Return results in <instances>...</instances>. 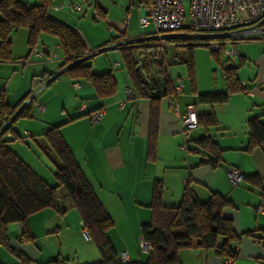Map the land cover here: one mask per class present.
Returning a JSON list of instances; mask_svg holds the SVG:
<instances>
[{
	"label": "crops",
	"instance_id": "1",
	"mask_svg": "<svg viewBox=\"0 0 264 264\" xmlns=\"http://www.w3.org/2000/svg\"><path fill=\"white\" fill-rule=\"evenodd\" d=\"M18 1L28 7L39 4V0ZM64 1L68 0H51L50 5H57L58 2L63 4ZM84 1L89 7L93 6V19L102 14L106 15L108 10L100 7L98 0ZM123 5H125L126 14L133 8V14L136 17L142 12L133 0L123 1ZM49 12L57 21L74 28L83 39L87 50L96 53L93 57L111 53L120 62L118 51L113 48V45L101 48L107 41L89 43L84 40L79 32L80 25L84 28L82 20L78 22L77 28L74 18L69 13ZM128 19L127 24L125 22L122 25L111 20L116 27L108 29V34L112 35L109 39L120 34H124V39L129 40L146 36L143 31L134 33V26L130 23L131 17ZM22 30L19 43L23 45V48L18 50L15 45V36L20 32L18 30L10 36L11 61L0 60V91H3L6 103L10 107L17 105L30 92L36 91L45 106V112L43 115H38L32 105H27L33 110V115L32 118H20L17 121L18 140L10 141L12 137L9 134L4 139L10 141L9 148L38 177L52 186L55 184L54 172L59 163L46 147L43 137L49 128H59L61 137L113 222V227L108 231L107 237L117 256L126 254L130 262L145 261L148 253H139L137 247L140 246V227L150 221L151 214L148 207L155 181L163 183L162 203L166 206L174 207L179 204L182 189L187 181H190L191 184L218 192L233 202L236 210H226L223 215L232 220L237 234L264 228V212L257 211L261 204L257 189L245 185L240 186L241 188L234 187L228 176L230 169H236L244 176L255 174L261 179V187L264 191V146L250 153L242 151L247 144L246 122L258 117L264 125L263 41L256 40L259 42L258 45H248L243 49L235 47L237 42L234 45L238 51L234 65L239 66L238 70L247 66L248 78L245 82L240 81L244 84V91L231 94L222 106L201 105L197 101V96L215 93L220 91L219 89H223L221 92H224L223 73V84L219 88L217 86V90L208 88L204 92L195 80V93H191L188 88L187 93H184L182 89L174 98H164L167 110L165 107L162 110L163 99L159 101L155 155L150 157V104L145 99H138L134 96L131 99L126 97V90L131 87L125 71L119 69L121 64L115 63V60L111 62H114L111 66L110 64L108 66L103 63L97 64L94 60L88 63L94 73L110 72L116 80L115 89L109 96L98 97L89 83L81 79H72V75L64 72V69L60 70L63 58L60 51L56 50L54 46L56 42L53 39L46 36L41 37L39 39L41 44H46L48 47L47 54L38 59L29 57V48L26 44L27 31ZM116 32L117 34L113 36ZM55 51L59 54H56L54 59L50 58L56 53ZM26 56V60L23 59ZM174 64L177 63L174 62L172 65ZM113 65L117 66L113 68ZM50 75L52 76L48 78ZM75 81L80 83L79 89L72 87ZM196 88L198 93H196ZM170 101H172V106ZM121 102L123 105L119 108ZM81 103L85 104L88 111L101 109L104 112L101 120L94 124L90 123L88 118L79 112ZM190 104L194 105L195 113L196 108H199L196 115L213 113L217 120V114L212 109L213 107L219 108L218 115L222 121H217V130L220 128L222 134L218 137L210 136L223 150L222 166L215 170L208 166H199V162L204 158L194 151L193 141L203 137L206 134L205 131L196 127L187 134L183 133L179 114H182L185 107ZM196 130L201 134L192 139L193 149H190L187 146L186 137ZM209 133L210 131L207 135ZM179 136H181L180 141ZM187 150H191V153ZM47 154L51 155L52 159ZM176 154L181 155L182 159H174ZM188 155H193V157H188ZM45 158H49L50 162L48 163ZM165 158L167 161H163ZM161 163L163 166L160 169L159 164ZM169 167L173 170L171 172L181 171L186 175L179 173L180 175L177 176L175 175L177 173H173L174 180H167L166 172ZM171 181H174L176 187L174 195L169 190ZM60 196L62 197L61 203L67 200L66 205L62 203L66 209L64 215H59L51 209H44L27 219V226L33 237L31 241L21 240L22 225L20 223H13L7 227V243L6 245L0 243V264H55L52 263L55 259L59 262L66 261L67 264H93L100 260L97 250L90 247V241H85V239L83 241L80 238L83 247L70 248L72 251L68 254H62L59 244L58 248L48 246L52 238H57L62 234L60 230L62 227L69 234L78 233L83 237L81 220L76 210L68 199H63L64 193H60ZM240 207L245 208L239 211ZM40 244H44L46 249H43ZM237 246L238 256L231 264H264V244L262 246L249 237H241ZM179 261L180 264H221V260L211 252L197 249L181 252Z\"/></svg>",
	"mask_w": 264,
	"mask_h": 264
},
{
	"label": "trees",
	"instance_id": "2",
	"mask_svg": "<svg viewBox=\"0 0 264 264\" xmlns=\"http://www.w3.org/2000/svg\"><path fill=\"white\" fill-rule=\"evenodd\" d=\"M50 3L51 0H39V4L28 7L18 0H0V60L11 61L10 36L12 33L20 29L27 31L26 44L29 48V57L32 49L37 46L46 47L47 54V45L41 43L39 45V39L46 36L56 42L54 46L61 53L63 60L60 70L64 69V72L72 75V79H81L89 83L98 97L109 96L116 86V80L112 73L97 74L91 70L88 63L95 54L86 58L93 52L87 50L83 39L72 26L61 23L51 16L49 11H53L50 9ZM94 18L96 20L98 16ZM167 35L169 36L164 38L163 44L148 46L146 41L129 42L132 40L124 39L125 35L120 34L109 39L101 47L114 46L118 51L121 67L126 73L134 97L149 101L150 157L155 155L159 101L164 98L172 99L177 94L174 91L176 84L169 74V66L174 62L186 64L188 88L191 93H195L193 46L185 44V40L192 38L213 39L211 36H194L187 30ZM251 39L264 42L262 37ZM227 40L235 45L236 42L245 40V38L235 37ZM147 41L149 42V40ZM182 43L184 44L182 45ZM160 46L163 56L157 57L155 51ZM179 47L184 48L185 60L176 55L167 54L168 50H175ZM54 54L56 55V53ZM210 54L215 58L217 56L219 60L221 58L220 54L212 52ZM26 58L27 56L23 59L26 60ZM226 61L229 66L222 68L224 92L198 95L199 104L220 107L227 102L231 94L243 91L237 77L239 66L230 64L228 59ZM48 78L46 80H49ZM30 94L31 92L17 105L10 107L6 103L3 91H0L1 244L6 245L7 243L6 232L10 224L20 223L22 225L21 240L31 241L33 237L27 226L29 216L44 209H51L59 215H64L66 209L62 205L63 202L61 203L62 197L59 194L62 189L65 191L63 199H68L76 210L81 220L82 229L86 231L89 241L99 254L100 260L93 264H180L179 254L192 249L211 252L221 260L220 263L233 262L238 256L237 244L241 237H249L263 246L264 228L241 234L235 232L232 220L223 214L226 210H236V207L225 196L202 186L193 185L194 187H191L190 181H187L182 189L179 204L169 207L162 203L163 183L155 181L148 207L151 214L150 221L140 227L141 240L150 247V252L144 262L128 260L126 263H122L120 256H117L107 237L108 231L113 227V222L61 137L59 128H49L43 137L46 147L59 163L54 172L55 184L52 186L38 177L9 148L8 143L19 138L16 132L17 121L20 118H32L33 110L28 107L29 105L22 107ZM196 118L197 128L206 133L203 137L193 141L195 153L204 158L199 162V166H208L215 170L222 166L221 154L223 150L207 133L210 130H217V119L213 113L196 115ZM245 129L247 144L242 151L250 153L255 149L262 148L264 146V125L260 119L258 117L249 119L245 124ZM7 134L12 137L10 141L4 139ZM187 151L191 153V150ZM244 185L257 189L261 204L264 202L261 179L257 175H242L241 182L233 186ZM52 263L67 264L66 261L59 262L57 259Z\"/></svg>",
	"mask_w": 264,
	"mask_h": 264
},
{
	"label": "built area",
	"instance_id": "3",
	"mask_svg": "<svg viewBox=\"0 0 264 264\" xmlns=\"http://www.w3.org/2000/svg\"><path fill=\"white\" fill-rule=\"evenodd\" d=\"M139 9L145 12L144 17L138 18L139 27L152 26L155 34V38L163 44L164 38L169 36L167 34L177 33L181 31H189L192 35L198 36H211L213 39H220V43L212 42L208 44L210 52L214 54H222V57L228 59L230 64H233L238 56V51L235 49L231 41L228 38H243V37H262L264 35V0H191L189 20L186 19L183 0H133ZM61 3L50 6L53 12H58L63 9ZM72 12H80L81 7L79 5L70 6ZM128 19V17L126 18ZM253 28L246 31L229 34L230 31L238 30L242 27L251 26ZM263 38V37H262ZM225 45L230 46L229 50L223 48ZM114 48V46H113ZM159 54H162L161 46L157 49ZM46 54V47L37 46L31 51V58H42ZM96 53H92V56ZM50 58H56L53 54ZM113 68L116 65L112 66ZM243 83H240V87L245 89ZM72 87L75 89L80 88V84L72 83ZM183 86L181 83L177 84L174 91L178 93L182 91ZM250 94V92H248ZM134 96L132 89L126 90V97L131 99ZM172 106V101H170ZM32 105L38 115H43L45 112V106L40 98L37 96V92H31L29 98L24 102L22 107ZM123 103L119 104L121 108ZM79 112L86 116L90 123L94 124L101 120L104 112L101 109L88 111L84 103L79 106ZM181 125L183 127V133L194 130L197 127V118L193 105H187L185 111L179 114ZM228 176L231 184L238 185L242 180L241 173L236 169H230ZM259 213L264 212V202L258 207ZM59 234V232H57ZM85 240L89 241V237L86 231L82 232ZM140 247L144 251H150L149 247L139 237ZM120 261L126 263L128 257L126 254L120 256ZM231 261H226L221 264H231Z\"/></svg>",
	"mask_w": 264,
	"mask_h": 264
},
{
	"label": "rangeland",
	"instance_id": "4",
	"mask_svg": "<svg viewBox=\"0 0 264 264\" xmlns=\"http://www.w3.org/2000/svg\"><path fill=\"white\" fill-rule=\"evenodd\" d=\"M93 1L94 0H91V2H93ZM123 1H127V0H98V5L102 8H106L108 11H107L106 15L102 14L101 16H98V18L96 20L93 19V12H94L93 6L90 5V7H89L87 2H85L84 0L64 1L63 5L65 6V8L62 9L61 11L67 12L70 15H72V18H74V20H75L74 21L75 25H77L79 21H81V20L83 21L82 24H83L84 28L80 25L79 32L82 34L84 40L89 42V43H96L97 41L98 42L108 41L110 36H112V35L108 34V29L109 28L113 29L116 27V25L111 20L117 21L122 25L123 23L125 24L126 21L127 22L129 21V19H126V17H128V18L131 17L130 23H131V26H134V29H133L134 33L138 32V31H143V34L144 35L146 34V36L137 37L136 39H133L132 41H129V42L146 41L147 42L146 44L148 46H155L158 43L160 44L159 40L153 39V38H155V35H153L155 33L152 29V26H148V27L143 28V27H139V25H138V18L144 17L145 12L141 9L142 12L140 14H138V16L136 17L133 14V10H134V8H133L132 10H130L129 13L126 14L125 5H123ZM59 3L60 2H58L57 4H59ZM190 4H191V0H183V8H184V12H185V16H186L187 20H189ZM72 5H79L81 7V11L76 12V13L72 12L70 10V6H72ZM125 14L128 16H126ZM127 22H126V24H127ZM253 26H254V24L251 26L242 27L238 30L230 31L229 34L246 31L248 29L253 28ZM77 28H78V25H77ZM120 28H122V26ZM19 31L20 32L18 34H16V36H15L16 37L15 45L18 47V50H20L21 47L23 48V45H21L19 43V37L21 35L20 33L23 30L20 29ZM89 32H91V34ZM12 34H14V33H12ZM115 34H117V32L114 33L113 36H115ZM262 37L264 38V35ZM243 38H245V40L239 41L237 43V45L235 44L236 45L235 47H237V48L241 47V49H243V47H245V46H248V45L254 46V45H258V43H259V42L254 41V39H251V38H256V37H243ZM147 40H149V42ZM214 40H217V41H214ZM218 41H219V39H204V38L203 39L192 38V39L185 40V44H189V45L193 46L192 49H193L195 80H196V82H198L199 87L202 90H204V92L206 90H208V88H210L212 90H214L216 88L215 90H217V86L219 88L221 86V84H223L222 68L224 66H229L226 59L222 57V54H220L221 55L220 60L218 59L217 56L215 58V56H212L210 54L208 44H211L212 42H218ZM40 43H41V41H39V45H40ZM218 43H220V41ZM183 44L184 43H182V45ZM261 44H263V43H261ZM50 46L53 47V45H50ZM229 49H230V46L225 45L223 48V53L226 52L225 50H229ZM55 52H56V54H59V52H57V51H55ZM150 52L152 53V50ZM155 53H156L157 57L163 56L162 54H159L157 52V49H156ZM167 54L172 55V56L176 55L177 57L184 58L185 51H184V48L179 47L175 50H171V51L168 50ZM118 56H119V54H118ZM185 59H186V57L184 58V60ZM92 60L96 61L97 64L103 63L106 66H108L109 64L111 66L114 63V62L111 63L113 60L116 61L115 63L120 64L118 59H116L114 56H112L111 53H103V54H100L98 56H95L89 62H92ZM119 69H123V68L119 67ZM118 71H122V70H118ZM169 73H170L171 79L175 82V84L177 85V84L181 83L183 86V92L187 93L188 92V82L186 79V77H187V66H186V64L185 65L184 64H174V65L169 66ZM247 73H248V67L247 66L240 68L237 72L238 79L240 81L245 82L246 79L248 78ZM219 90L220 91H218V93H221V91L223 89H219ZM196 93H198L197 88H196ZM164 107L166 108V100L165 99L162 100V110L164 109ZM198 109L196 108L195 114H197ZM166 110H167V108H166ZM212 110L214 111V113L217 114L218 120L222 121V118L218 115L219 108L213 107ZM219 124H220V122H219ZM218 129L219 130H210L209 136H212V137L220 136L222 134L221 129L220 128H218ZM199 134H201V132L196 130L195 132L188 134V137H186V140H187L186 143L190 149H193V145L191 143L192 139L196 138V136H198ZM175 137H177V136H175ZM178 140L179 141L181 140V136H179ZM51 155L47 154V156L50 159H52ZM188 157H193V155H188ZM45 159L47 160L48 163L50 162L47 158H45ZM174 159H178V160L182 159V156L179 154H176ZM163 161H167V159L165 158V159H163ZM162 166H163L162 163L159 164L160 169L162 168ZM170 169H171V167H169V169H167V172H166L167 180L168 179L174 180L173 179V173H177V174H175L177 176L180 175L179 173H181L182 175H186L185 172H181V171L171 172L173 170H170ZM187 176H188V173H187ZM190 185H191V187H194L193 186L194 184H190ZM234 187H238V186H234ZM175 188L176 187H175L174 181H171V183H169V190H170L171 194L175 193ZM238 188H241V187L239 186ZM234 189H237V188H234ZM60 193H65V191L61 189L59 191V194ZM255 197L258 199L257 196H255ZM66 201L67 200H63L64 205H66V203H65ZM244 208L245 207H240L239 211H242ZM60 230H61L62 234L60 236H58L57 238H52L53 240L51 241V243L48 246H51L52 248H58V244H59V250L62 252V254H68L69 251L71 252L72 249H70V248L79 249L80 247H83V245L81 244L80 238L83 241H84V238L82 236L78 235V233L69 234L63 229V227L60 228ZM64 241H65V243H64ZM85 241H88V240H85ZM89 243H90L89 244L90 247H92L96 251V248L94 247V245L91 242H89ZM40 245L43 246V249H46L44 244H40ZM137 248L139 249L138 252L141 254L150 252L148 250L144 251L139 245Z\"/></svg>",
	"mask_w": 264,
	"mask_h": 264
},
{
	"label": "water",
	"instance_id": "5",
	"mask_svg": "<svg viewBox=\"0 0 264 264\" xmlns=\"http://www.w3.org/2000/svg\"><path fill=\"white\" fill-rule=\"evenodd\" d=\"M100 53V51H98Z\"/></svg>",
	"mask_w": 264,
	"mask_h": 264
}]
</instances>
